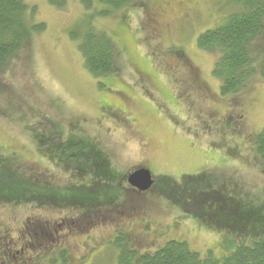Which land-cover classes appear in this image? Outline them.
I'll use <instances>...</instances> for the list:
<instances>
[{
    "label": "rangeland",
    "instance_id": "rangeland-1",
    "mask_svg": "<svg viewBox=\"0 0 264 264\" xmlns=\"http://www.w3.org/2000/svg\"><path fill=\"white\" fill-rule=\"evenodd\" d=\"M28 2L46 30L0 70V160L9 165L0 166V177L9 187L20 185L18 176L24 175L31 192L36 190L25 201L0 185V238L7 236L19 249L31 239L24 234L26 224L43 230L61 219L67 226L85 224L96 211L108 219L91 238L74 230L61 235L60 243L44 242L45 251L34 246L33 263L116 264L119 232L140 253L181 241L202 257L209 251L222 257L225 239L258 237L262 230L254 222L264 216V161L253 139L264 130V81L254 79L238 95L221 94L212 75L215 56L196 44L224 17L216 0H146L110 18H98L99 0ZM94 13L95 25L117 46L118 72L108 79L86 71L70 36ZM79 142L88 144L93 160L77 150L58 154L59 147ZM138 169L173 183L131 200L119 189ZM200 176L208 186L185 183ZM175 184L184 192L176 204L168 199ZM204 190L241 204L242 223L231 222L227 208L210 227L192 217L189 203L203 207L197 194L204 196ZM75 193L90 201L77 203ZM55 196L72 202L48 203ZM66 248L60 263L55 251Z\"/></svg>",
    "mask_w": 264,
    "mask_h": 264
},
{
    "label": "trees",
    "instance_id": "trees-1",
    "mask_svg": "<svg viewBox=\"0 0 264 264\" xmlns=\"http://www.w3.org/2000/svg\"><path fill=\"white\" fill-rule=\"evenodd\" d=\"M99 1L103 10L98 12V18H110L126 6H143L146 0ZM216 6L221 14L224 13V17L215 27L201 33L196 44L198 49L215 56L212 75L220 81L221 94L225 96L238 95L248 89L253 84L254 79L258 78L264 81V45H262V42H264V0H216ZM36 17L37 8L31 6L28 0H0V70L9 67L15 57L23 52L37 36L45 32L46 25L38 22ZM94 18H96V13L89 15L85 25L81 26L80 29H74L70 36L83 57L86 71L95 79H108L118 72L116 64L117 46L105 29L95 25ZM253 141L256 155L264 161V130L258 133ZM64 146L65 148L62 149ZM64 146L59 147L60 150L58 149V154L61 156L63 152L68 153L77 150L76 153H87V157L93 160L89 156V152L90 155H93V151L86 143L79 142ZM60 158L63 161V158ZM0 166H6L5 169L9 168V165L2 160H0ZM23 176H18L20 185L9 184L7 181L10 188L6 184H1L4 178L0 177V185H2V189L17 192L15 193L17 196L19 192L21 200L27 201L29 193L35 194L36 189L34 187V192H31L33 189L29 181ZM204 178L201 176L187 177L185 183L194 188L208 186V182ZM170 182L173 183L171 179L162 177L156 179L154 186L162 185L163 188L164 183L168 186ZM175 187L177 188L176 195L167 196L176 204L177 194H183L184 192L179 191V185ZM120 190L123 191L122 187ZM204 193V196L201 193L197 194L198 201L202 202L203 207L200 206L195 209L189 203L188 207L191 209L186 210L191 212L189 214L192 217L199 219L202 221L201 223L210 227L217 222L221 210L227 208L234 218L230 221L242 223L241 204L224 196L218 198V194L208 193L205 190ZM65 197L55 196L49 198L48 203L63 201L62 205H64L65 201L72 202L70 198ZM72 197L79 200L77 203L90 201V196L83 197L78 193H75V196ZM217 198L218 200H216ZM211 200L215 204H212ZM193 201H195L194 195ZM73 204L76 205V203ZM216 204H219V206L217 207ZM211 205L213 206L209 208ZM258 218L254 223H257L256 226L262 230V233L251 240L246 238L241 243L235 238L225 239L222 243V251H224L222 257H216L213 251H209L205 257H202L199 253L191 251L186 242L181 241H170L154 253H140L138 250L125 245L123 241L124 233L119 232L113 243L116 247V264H264V216L263 219ZM247 221H244L246 222L245 225H247ZM33 224H26L24 234H26L29 227H33ZM40 227L41 225H37L33 228L39 231L38 228ZM110 239L112 240V238ZM248 241H252L251 244ZM40 262L41 259L38 263Z\"/></svg>",
    "mask_w": 264,
    "mask_h": 264
},
{
    "label": "flooded vegetation",
    "instance_id": "flooded-vegetation-1",
    "mask_svg": "<svg viewBox=\"0 0 264 264\" xmlns=\"http://www.w3.org/2000/svg\"><path fill=\"white\" fill-rule=\"evenodd\" d=\"M124 188L125 189L123 190H127L126 192L125 191L124 192L126 193V195L130 197V199L133 197L135 198L142 197L145 193H148V192H140L139 190L130 186L127 183V180ZM108 198L109 201H112L113 199V197H111L110 195L108 196ZM100 201L101 200L96 202H100ZM125 205L127 206L126 203ZM107 215L113 217L115 213L107 212ZM107 219L108 217H106V215L100 214L98 211H96V217L90 214L86 216V218H84V220H86L85 224H82L80 221L79 223H71L69 226H67V223L64 221V219H61L59 222L54 224L52 227H49V229L47 230H43L42 228L44 227L42 226L38 228L39 231H37V229L35 230V228L33 227H29L26 230V235H28L31 239H29V241L27 240L26 243L24 242L19 249H17L14 246L12 240L10 241L8 240V238H6L7 236H4L3 238H0V259L3 258L4 256L7 257L8 259L0 261V264H34L33 256L36 251L34 252L31 249L36 250L35 247L37 246L39 248L38 249L39 251H45L46 246L44 245L46 244H44V242L54 243L57 241V243H60L61 240H63V236L61 235L63 234L72 235V232L74 230H77L80 233L85 234L87 238H91L92 237L91 233L99 225V223L102 222L105 223ZM66 250L68 249L67 248L58 249L57 251H55L56 253L55 256L58 258L60 263H62V260L59 256L63 258L64 256L63 252ZM28 252L30 257L28 256V254H26Z\"/></svg>",
    "mask_w": 264,
    "mask_h": 264
},
{
    "label": "water",
    "instance_id": "water-1",
    "mask_svg": "<svg viewBox=\"0 0 264 264\" xmlns=\"http://www.w3.org/2000/svg\"><path fill=\"white\" fill-rule=\"evenodd\" d=\"M127 182L140 192H147L153 187L155 179L150 170L138 169L129 174Z\"/></svg>",
    "mask_w": 264,
    "mask_h": 264
}]
</instances>
